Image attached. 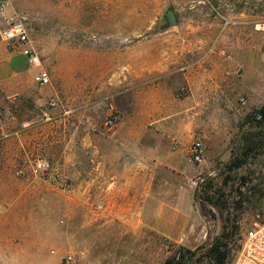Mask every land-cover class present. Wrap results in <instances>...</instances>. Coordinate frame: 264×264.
<instances>
[{"label": "rangeland", "instance_id": "obj_1", "mask_svg": "<svg viewBox=\"0 0 264 264\" xmlns=\"http://www.w3.org/2000/svg\"><path fill=\"white\" fill-rule=\"evenodd\" d=\"M13 19L27 26L51 85L33 87L43 102L38 109L24 111L27 101L17 97L10 111L0 84V264H65L70 254L78 264H214L211 249L224 233L229 239L220 243L229 245L232 264L247 233L264 221V149L234 165L245 138L264 135L255 116L264 105V0H9L0 58L15 51L1 37ZM236 39L249 54L232 57ZM202 45L215 51L206 63L217 79L207 112L198 110ZM185 73L196 79L187 82ZM18 113L40 122L21 124L20 138L5 139ZM132 138H140L139 156L128 153ZM197 139L206 146L200 164L182 150ZM174 142L195 170L188 178L159 158ZM41 158L53 168L35 174ZM133 167L141 203L155 184L192 190V237L172 240L153 230L124 191V178L109 184ZM216 191L224 209L204 200V192Z\"/></svg>", "mask_w": 264, "mask_h": 264}, {"label": "crops", "instance_id": "obj_2", "mask_svg": "<svg viewBox=\"0 0 264 264\" xmlns=\"http://www.w3.org/2000/svg\"><path fill=\"white\" fill-rule=\"evenodd\" d=\"M210 47L211 46L202 45L199 48L200 50L196 51L198 56L197 61L199 63L198 69L200 70L197 78V84L202 98L198 110L202 112H207L213 108L214 104H210L207 100H209L210 95L212 94V87L217 83V79L215 80L213 78V74H208V65L206 64L208 63V60L213 57L212 53H215L213 49H209ZM230 47L233 53L232 57L235 56V58L236 56L237 58H240V54L242 52L247 54V51L249 50L246 42H241L237 39L232 41ZM188 58L190 57L188 56ZM243 62L246 64L244 60ZM188 65L191 66V64ZM36 73L37 70L31 68L26 57L18 51L8 52L0 58V84L3 85V91L9 102L8 106L10 107V111H12V109L17 111V97H21L23 100L27 101L26 105L21 106L24 111H28L30 108L38 109V104L41 105L43 103L41 101L42 99H40L35 92H32L33 87L36 85L34 82V76ZM184 77L189 83L196 79V77L193 78L189 73H185ZM167 80L168 79H165V81ZM169 92L170 91H167L166 93ZM29 99H33L37 104L32 105L28 102ZM18 116L21 117L19 113ZM11 118L13 119L14 115ZM15 119L16 121H14V124H16V127L14 126L7 129L4 135L5 139L16 137L20 138V134L22 132L20 127L21 124L25 127V129H27L31 127V125H37L40 122L38 118H35V120H32L31 122H25L26 120L23 117H18L20 121L17 118ZM132 144L133 146L128 153H130L132 157L139 156L140 138H132ZM117 153L120 152L118 151ZM159 155L160 160H163V162L169 167V170L173 171L175 174H179L182 178L190 177V174L195 171L191 166V163H189L182 153H178L174 150L173 152L166 151L163 154L160 152ZM75 157L76 153L74 144L72 151L69 152V159H75ZM178 157H184L183 159L187 161L188 167L186 166V168H183L180 163L181 161L178 160ZM6 159L10 163L13 162L14 153L8 155ZM103 174L104 172L102 171V175ZM120 176L124 178V191H126V194L129 196L131 192L133 193V201H138L137 206L139 207V213L143 212L145 217H148L149 227H152L153 230H158L166 238L172 240H177L184 234L187 238H190L197 232L196 224L198 223V217L193 208L195 195L192 190H189L182 185L179 188H174L165 184L161 186H157L155 184L154 186L152 185L149 187L148 193L145 194V198H143L141 203L139 202L140 197L138 195L141 186L140 171L133 167L131 169H126L125 173L121 175L116 172V179L110 183V174L109 171H107V180L111 185L118 186L120 184Z\"/></svg>", "mask_w": 264, "mask_h": 264}, {"label": "built area", "instance_id": "obj_3", "mask_svg": "<svg viewBox=\"0 0 264 264\" xmlns=\"http://www.w3.org/2000/svg\"><path fill=\"white\" fill-rule=\"evenodd\" d=\"M9 0H0V18L5 14ZM7 27L1 32L2 39L9 44L13 50L20 52L26 57L31 68L37 70L34 82L39 87L51 85L49 72L43 66V60L39 52L31 46L29 31L24 22L19 19L6 20ZM225 54V52H222ZM179 148V142H174L173 149ZM189 155L193 163L200 164L206 157V146L201 139H197L182 149ZM53 168V163L48 158H41L35 161L32 170L35 174L45 173ZM18 175H24L19 171ZM65 264H78L75 255H67ZM232 264H264V221L256 224L250 230L241 247L240 252L234 258Z\"/></svg>", "mask_w": 264, "mask_h": 264}, {"label": "trees", "instance_id": "obj_4", "mask_svg": "<svg viewBox=\"0 0 264 264\" xmlns=\"http://www.w3.org/2000/svg\"><path fill=\"white\" fill-rule=\"evenodd\" d=\"M257 118H259L260 124L264 123V105L256 112L255 115ZM259 137L257 135H250L249 138H245V144L241 152V156L237 159V161L234 163V165L238 166L241 163L240 158L243 157H249L251 154L264 149V135L263 132L258 133ZM204 200H206L211 205L215 206L219 209L223 208V203L221 202V195L216 191L211 196H207V192H204ZM224 217V216H223ZM225 223L229 224L231 229H233V233H238L239 226L237 225L236 220H231V218H224ZM222 239L228 240L229 236H226L225 233L221 236ZM221 238L216 241V243L213 245L211 249L212 253V262L214 264H227L228 256L230 253V248L228 244H222L220 243ZM186 251L183 248H180V252ZM214 255V258H213ZM183 257V256H181ZM164 264H183L181 260L176 261L175 258H170L167 260Z\"/></svg>", "mask_w": 264, "mask_h": 264}, {"label": "water", "instance_id": "obj_5", "mask_svg": "<svg viewBox=\"0 0 264 264\" xmlns=\"http://www.w3.org/2000/svg\"><path fill=\"white\" fill-rule=\"evenodd\" d=\"M167 17L169 18L170 23H171L172 25H175V24H176V22H175V17H174V14H173L172 11H169V12H168Z\"/></svg>", "mask_w": 264, "mask_h": 264}]
</instances>
